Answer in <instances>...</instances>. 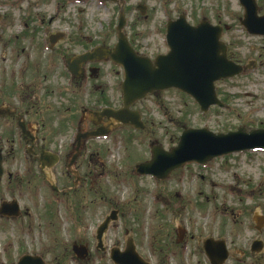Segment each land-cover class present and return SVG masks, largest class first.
Instances as JSON below:
<instances>
[{
    "label": "rangeland",
    "instance_id": "obj_1",
    "mask_svg": "<svg viewBox=\"0 0 264 264\" xmlns=\"http://www.w3.org/2000/svg\"><path fill=\"white\" fill-rule=\"evenodd\" d=\"M116 1L0 0V107L18 109L23 118L27 110L25 122L31 130L43 131L41 137H47L50 148H70L82 105L89 111L121 105V67L108 62L98 65L94 77L78 84L69 79L66 69L68 56L117 43L120 12L125 13V34L140 54L150 58L163 54L167 22L185 14L191 25L206 18L222 27L229 58L242 66L253 62L255 68L217 82L216 93L223 107L213 106L207 113L176 90L137 104L135 109L147 125L144 132L121 128L103 140L87 143V155L93 156L87 167L93 187L88 197L81 189L71 193L74 215L56 205L54 215L48 214L45 206L52 195L41 183L34 202L23 204L31 209L26 226L24 220L0 223V264H16L23 252L38 253L46 264H111L109 250L124 248L130 236L137 240L141 256L165 259V264H197L198 241L208 236L225 239L235 259L240 250L245 253L239 258L241 262L230 258L225 264H264V251L253 258L249 254L250 244L259 234L252 218L264 217V191L260 187L264 152L232 154L205 166L187 165L160 184L151 177L136 178L134 173L137 164L150 160V143L158 142L167 151L176 147L183 126L207 128L215 134L236 132L241 126L264 129V37L248 34L240 24L244 10L239 0ZM256 1L262 16L264 0ZM138 6L145 8L143 14ZM55 34L64 38L50 50L48 37ZM18 132L17 120L0 118L3 140L5 134ZM17 165L22 174L24 166ZM85 202L87 207L82 211ZM113 211L119 219L111 223L104 237L109 250L103 254L95 249V230ZM30 224L28 238L20 230ZM178 228L188 230L186 247L190 253L175 246L168 249L167 242L163 251L153 253L162 245L161 234L176 238ZM259 239L264 241V228ZM152 241L156 246L149 250ZM73 243L90 246L89 262L61 258L73 255ZM173 252L180 253L174 260Z\"/></svg>",
    "mask_w": 264,
    "mask_h": 264
},
{
    "label": "water",
    "instance_id": "obj_2",
    "mask_svg": "<svg viewBox=\"0 0 264 264\" xmlns=\"http://www.w3.org/2000/svg\"><path fill=\"white\" fill-rule=\"evenodd\" d=\"M239 2L244 9L241 25L251 35L264 36V15L258 16L259 7L256 0H239ZM125 23V16L121 13L117 26V44L113 49L97 47L92 52L68 61L69 71L75 77L80 76L84 64L93 61L110 60L120 65L124 71V81L121 84L122 108L118 110L106 108L100 113L90 112L95 124L100 123L104 117L107 118L108 123L96 132L78 135L77 150L82 146V139L105 136L117 127L116 124L143 130L145 124L141 120V115L138 111L132 110V107L148 95L177 89L192 97L203 113H207L211 106L223 107L217 98L215 83L233 78L255 67L253 62L241 66L228 59L227 47L221 41L223 28L213 26L206 19L196 27L190 26L184 15L175 22H169L167 43L171 51L167 55L157 56L154 61L138 55L131 47L124 34ZM62 38L61 35L50 37L51 45ZM4 110L0 109V115L10 113ZM20 127L25 132L23 123H20ZM248 150H264V129L250 130L241 126L236 132L215 134L207 128L193 129L184 126L177 147L167 152L162 146L154 143L152 159L139 165L137 171L140 175H151L156 179L165 180L172 172L187 163L205 164L216 157ZM2 173L0 157V178ZM116 219L117 212L113 211L98 228L99 248L103 249L102 238L109 224ZM255 222L259 229L263 219H255ZM212 245L219 248L211 250ZM253 249L256 252L262 251L261 243H255ZM206 250L213 264H223L228 257L225 246L220 242L209 241ZM73 251L80 260H84L87 256L85 246L75 245ZM111 259L115 264H148L137 254L132 238L128 239L124 252L113 249ZM18 264L44 263L39 258L24 256Z\"/></svg>",
    "mask_w": 264,
    "mask_h": 264
},
{
    "label": "flooded vegetation",
    "instance_id": "obj_3",
    "mask_svg": "<svg viewBox=\"0 0 264 264\" xmlns=\"http://www.w3.org/2000/svg\"><path fill=\"white\" fill-rule=\"evenodd\" d=\"M203 19H206V18H203ZM198 23L192 26L195 27L197 26ZM164 45H165V48H164L165 50L163 54H168L171 50L167 43V24H166V35H165ZM104 63L105 62L86 63L82 67V74L80 75L79 78H74L71 75H69V79L72 82H75L77 84L83 80L84 81L87 80L89 76L91 79L92 77L95 76L97 71L99 72L100 68L98 67V65H101ZM7 107L10 108L9 105H7ZM84 108L85 107L83 105L80 108V112L82 115H81V118L77 126V132L81 133L79 135H84L83 133L95 131L99 127H103L107 123L106 119H103L102 121H100L101 123L94 124L91 120V117L90 116L87 117L88 109H84ZM10 109L12 110V108ZM27 114L28 112L26 110L24 118H23L20 112H18V109H16L15 114L4 116L6 118H11L12 120H17V123L19 119H22L23 122L26 124L27 130L25 133L19 130L20 131V133L18 132L19 134L17 133L16 134L15 133L5 134V136H7L5 140H3V137H0V156L2 157V162H3V175H2V178L0 179V223H1V226L3 224L8 225V224H14V223H21L23 220H24V226H26L25 221L30 219L31 213L29 212V210L31 209L28 207H24L23 204L33 203L35 200L37 191L39 192V190L42 189L43 184L49 189L52 195V197L48 199L47 204L45 206L49 210L48 214H52V216L54 215L55 205H56V208L58 206L60 207L63 206V208L66 211H69V213L74 215L73 204L69 198L71 195H73L71 193L74 190L77 191L81 189V191L82 190L85 191L86 196L88 197L87 194H89L88 193L89 190H91V187H93V183L90 177L92 172L87 171V167L90 166V162L92 161L93 156L87 155L86 145L88 142L94 141V140H91V139L88 140L86 138L82 139L81 140L82 146L80 147L79 150H77L78 141H76V136L78 134H76L74 138V142L71 141L70 148H68V150L61 149V148L58 150H55L54 148H50L47 146V143H46L47 137H41L40 133L43 132L42 130L38 131V129H36L34 131L30 129L28 122H25V120L27 121V118L29 117V115ZM117 130L119 129L113 130L109 134L112 135ZM130 132L134 133L137 131H130ZM9 136L12 138L8 139ZM154 143L155 142H152L151 144H154ZM17 162H20V164L24 166V171L22 172V174L20 173L21 168H19V166L17 165ZM136 168L137 166L134 168V173H135L136 178L137 177L140 179L147 178L146 176L145 177L138 176L136 172ZM59 169H62V171L58 173L57 171ZM130 178H132V175H130ZM41 183H42V186H40ZM157 183L160 184L161 182L160 183L157 182ZM261 183H262L260 184L261 190L264 191V188L262 187L264 186L263 185L264 182H261ZM53 187H55L56 190H54ZM39 195H40L39 197H42L40 193ZM78 203L80 204V202ZM86 204L87 203L85 202V204L82 205V207H80V210L85 211L87 207ZM79 206L80 205H78L76 209H78ZM117 215L119 219V214L117 213ZM252 221H253V218H252ZM28 223H30V221ZM254 228L256 230L255 224H254ZM263 228H264V225L262 229ZM262 229L261 231H259L257 238L253 239L250 244V247H249L250 258H253V256H258L259 254H262L264 251V241L262 239H259L260 234H262ZM20 231L23 233V235L29 238L32 233L31 224L25 228H22ZM129 238H132L136 252L139 256H141L139 254V245L137 243V240L133 236H130ZM161 238L163 239L161 240L162 245H157L158 246L157 247L154 241H152L151 245H148L149 250L154 249V247L156 246L153 253L159 250L163 251L165 249L166 242L168 244L167 246L168 249L173 248L175 246V248H180L182 253H190V248L186 247L188 244L186 242V239L188 238V230L186 228H183V229L178 228L176 230V238H173V237L170 238L169 235L167 236L165 234L164 235L161 234ZM94 239L96 240L95 249L105 254L107 250L109 249L105 247L104 242H103L104 246L102 249L98 247L96 234H95ZM128 239L125 240L124 248H120L119 246L114 247V248L118 249L119 252H123L126 249V243ZM209 241H213V243L214 241L217 243L223 242L227 248L228 260L230 258H233L231 256V252L229 251V245L225 239L208 236L204 239H199L198 241V246L196 248V254L194 255L195 258H197V264H201V263L213 264L211 259L208 257L207 250H206V245ZM29 242H31V240H29ZM255 243L256 244L261 243L262 251L256 252L253 249V245ZM34 245L38 246V244H34ZM74 245L86 247L87 256H86L85 261L89 262L91 258L90 257V251H91L90 246L88 244L73 243L72 249ZM217 248L219 247H217L216 245H212L211 250H214V249L216 250ZM111 250L112 249L109 250V254H108L109 260H110ZM239 253H240L238 256L239 258L241 254H245L244 252H241V250ZM179 254H180L179 252H173L172 260H174ZM26 255H29L30 257H33L34 259L39 258L42 260L44 264H46L45 260L38 253L23 252V256H26ZM23 256H21V258ZM73 256L74 254L70 256H65L66 258L65 257H61V258L63 260L64 259L66 260L68 258L70 259L75 258L76 260H78L75 256L74 257ZM141 258L145 262H148L150 264H165L164 262L165 259L163 261L162 259L160 260H157L156 258L154 259V257L153 258L148 257V260L145 259L143 256H141ZM239 258L237 259L233 258V259L241 262V259ZM19 260L17 261V263L19 262ZM85 261H80V262H85ZM8 263L9 262H7V264ZM11 264H13V261L11 262ZM180 264H189V263L187 261H183V262H180ZM237 264H240V263H237Z\"/></svg>",
    "mask_w": 264,
    "mask_h": 264
}]
</instances>
